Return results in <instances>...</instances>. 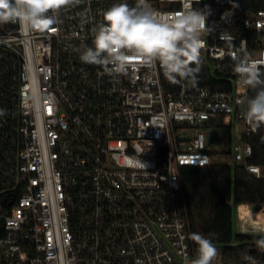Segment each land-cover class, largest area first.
Instances as JSON below:
<instances>
[{"label":"built area","instance_id":"obj_1","mask_svg":"<svg viewBox=\"0 0 264 264\" xmlns=\"http://www.w3.org/2000/svg\"><path fill=\"white\" fill-rule=\"evenodd\" d=\"M120 2L80 0L56 31L0 23V264H190L181 167L237 164L264 178L249 161L264 123L246 116L233 59L245 41L264 71V9L237 15L232 5L230 28L204 36L202 67L229 84L219 89L172 83L158 61L83 63L103 12ZM187 2L149 0L165 20ZM215 245L212 264H222Z\"/></svg>","mask_w":264,"mask_h":264},{"label":"clouds","instance_id":"obj_2","mask_svg":"<svg viewBox=\"0 0 264 264\" xmlns=\"http://www.w3.org/2000/svg\"><path fill=\"white\" fill-rule=\"evenodd\" d=\"M79 3L80 0H0V23L18 22L28 31H56L53 26L59 23L61 10ZM210 15L209 5L193 7L192 0H188L170 20H165L151 7L149 0H136L134 6L122 0L103 12L102 22L93 29L92 46L83 47L80 60L104 68L122 67L133 58L158 61L170 82L187 81L195 85L202 66L204 36L214 30L215 22L208 23ZM222 18L227 19L225 14ZM221 39L231 47L233 38L230 35L224 34ZM245 48L246 42L242 41L233 57L234 70L239 77L238 83L243 85L241 94L246 98V116L259 127L264 123V71ZM249 90L254 94L249 96ZM6 114V109L0 108V116ZM136 163L144 166L141 161ZM242 230L257 236L255 244L264 250V214L257 218L250 211L242 222ZM190 238L197 245V258L190 264H212L219 255L214 242L200 233H192ZM246 258L250 264H257L255 258Z\"/></svg>","mask_w":264,"mask_h":264},{"label":"trees","instance_id":"obj_3","mask_svg":"<svg viewBox=\"0 0 264 264\" xmlns=\"http://www.w3.org/2000/svg\"><path fill=\"white\" fill-rule=\"evenodd\" d=\"M212 15L208 23L215 22L214 30L230 28L227 16L230 7L235 13L247 14L264 9V0H205ZM235 15L234 19H237ZM221 69L217 70L221 74ZM197 82L213 88L227 89L229 84L218 82L207 69L201 66ZM254 92L250 90L249 96ZM253 153L249 161L264 168V141L259 134L249 137ZM181 184L190 219L192 233H200L221 247L222 264H248L251 256L260 263V248L255 244L257 236L245 232H232V211L235 204L260 207L264 204V178L256 177L241 165L213 163L207 166H183L180 170ZM236 245H231V241ZM195 243V242H194ZM255 248V250H253Z\"/></svg>","mask_w":264,"mask_h":264},{"label":"rangeland","instance_id":"obj_4","mask_svg":"<svg viewBox=\"0 0 264 264\" xmlns=\"http://www.w3.org/2000/svg\"><path fill=\"white\" fill-rule=\"evenodd\" d=\"M253 208L259 210L261 207H253ZM260 214H264V209H262V211H259V212L256 213L258 218H259ZM239 225H240V220L237 217V213H236L235 207H233V211H232V232L233 233L244 232V231H241L239 229Z\"/></svg>","mask_w":264,"mask_h":264},{"label":"bare ground","instance_id":"obj_5","mask_svg":"<svg viewBox=\"0 0 264 264\" xmlns=\"http://www.w3.org/2000/svg\"><path fill=\"white\" fill-rule=\"evenodd\" d=\"M240 212H241V214L243 215V217H245V216H249V213H250V211L252 212V213H257V212H259V211H262V208H260L259 210H257V209H254L253 207H248V206H245V205H240ZM258 218V217H257Z\"/></svg>","mask_w":264,"mask_h":264},{"label":"water","instance_id":"obj_6","mask_svg":"<svg viewBox=\"0 0 264 264\" xmlns=\"http://www.w3.org/2000/svg\"><path fill=\"white\" fill-rule=\"evenodd\" d=\"M255 250V248H253ZM261 259L264 261V250L261 249Z\"/></svg>","mask_w":264,"mask_h":264}]
</instances>
